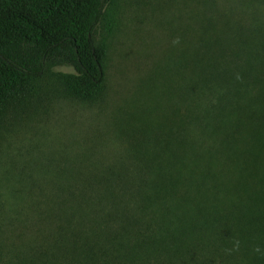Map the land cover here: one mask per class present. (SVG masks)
Instances as JSON below:
<instances>
[{"label":"trees","instance_id":"1","mask_svg":"<svg viewBox=\"0 0 264 264\" xmlns=\"http://www.w3.org/2000/svg\"><path fill=\"white\" fill-rule=\"evenodd\" d=\"M113 1L0 0V127L37 108L29 98L51 75L79 102L105 95L95 32ZM209 2L193 0L192 72L160 73L142 121L118 107L89 138L47 148V187L26 204L52 229L20 264H172L174 247L205 241L264 264V23L212 21Z\"/></svg>","mask_w":264,"mask_h":264},{"label":"rangeland","instance_id":"2","mask_svg":"<svg viewBox=\"0 0 264 264\" xmlns=\"http://www.w3.org/2000/svg\"><path fill=\"white\" fill-rule=\"evenodd\" d=\"M209 3L210 12L205 13L212 21L237 22L246 28L254 22L264 23V0ZM194 12L193 0H114L106 21L95 32L106 44L105 95L91 104L79 102L71 99L51 75L37 84L36 95L29 98L37 102V108L32 104L20 116L7 118V126L0 127V264H20L19 257L27 250L23 247L38 244L36 233L46 234L52 229L48 220L27 206L41 193L33 188L36 182L47 187V148L66 134L89 138L111 121L118 107L132 113L139 123L142 108H148L151 100H159L154 87L162 86L160 73L171 68L192 72L190 57L199 34L194 29ZM50 70L75 72L64 64ZM45 195L44 190L41 198ZM206 243L196 250H192V244H180L183 246L179 249L174 247L178 255L166 261L244 264L251 258L244 254L249 250H244L242 244Z\"/></svg>","mask_w":264,"mask_h":264},{"label":"clouds","instance_id":"3","mask_svg":"<svg viewBox=\"0 0 264 264\" xmlns=\"http://www.w3.org/2000/svg\"><path fill=\"white\" fill-rule=\"evenodd\" d=\"M257 251H258V249H257Z\"/></svg>","mask_w":264,"mask_h":264}]
</instances>
